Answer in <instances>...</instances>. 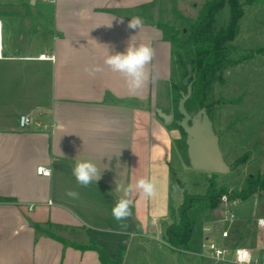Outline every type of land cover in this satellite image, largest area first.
Returning a JSON list of instances; mask_svg holds the SVG:
<instances>
[{"label":"crops","instance_id":"1","mask_svg":"<svg viewBox=\"0 0 264 264\" xmlns=\"http://www.w3.org/2000/svg\"><path fill=\"white\" fill-rule=\"evenodd\" d=\"M158 1H3L0 264H103L95 247L111 260L122 257L121 264H150L164 247L175 251L164 231L179 136L156 113L173 72V45L151 18ZM134 16L141 29L128 28ZM130 39L154 48L149 67L158 78L135 96L106 66L94 76L84 71L103 65L108 46L125 51ZM21 114L43 125L22 128ZM79 160L102 171L96 185L77 187L72 168ZM40 166L51 175L39 174ZM141 177L153 180L155 195L134 189L132 215L121 227L111 215L123 196L116 187H134ZM68 189L79 198L66 196Z\"/></svg>","mask_w":264,"mask_h":264},{"label":"rangeland","instance_id":"2","mask_svg":"<svg viewBox=\"0 0 264 264\" xmlns=\"http://www.w3.org/2000/svg\"><path fill=\"white\" fill-rule=\"evenodd\" d=\"M3 1L0 0V9ZM212 0H159L151 18L163 26L168 38L178 40L187 37L193 23L199 22L208 2ZM243 15L238 21L235 38L225 45L224 56L227 64L215 75L210 93L212 111L210 117L214 129L220 137V147L226 161L233 165L237 160L245 159L228 173L216 174L218 190H224L232 202V208L238 219L233 223L223 221L224 208L220 199L217 207L209 212L204 208L195 209L198 222L194 227L190 248L180 254L169 248L162 249L156 255V262L150 264H235L209 256L202 257V243L209 237L221 245L230 247H257L262 236L255 227L254 219L264 216V188L259 187L248 197L238 196L248 187V177L264 176V53H258L264 47V0H240ZM231 20V11L227 5L216 16L214 30L226 29ZM177 46L173 47V72L164 94L160 95L157 107L165 112L178 115L179 100L173 86L186 87L182 82L188 74L182 66ZM182 90V88H181ZM251 115L248 117L247 115ZM257 119H254V115ZM177 129L179 138L174 140L171 151L172 207L177 209L182 203L185 192L204 194L211 173L190 166L187 152L186 135ZM212 228L205 232V228ZM223 229L230 233L228 239L221 236ZM207 252V250H205ZM149 264V263H147Z\"/></svg>","mask_w":264,"mask_h":264},{"label":"trees","instance_id":"3","mask_svg":"<svg viewBox=\"0 0 264 264\" xmlns=\"http://www.w3.org/2000/svg\"><path fill=\"white\" fill-rule=\"evenodd\" d=\"M227 5H229L231 11L230 23L226 29L216 32L214 30L216 16ZM242 15L243 11L240 0H212L206 4L199 22L191 25L186 38L178 40L175 36L170 38L167 36L173 47L175 45L182 51V53L178 52V56L182 66L187 69V72L188 65L191 64L193 66V74L190 78L193 92L185 104L189 113L195 114L200 109L205 108L210 115L213 107L210 101V93L215 81V75L227 64V59L224 56L225 45L235 38L238 30V21ZM257 52L264 53V47L259 48ZM182 84L185 85L183 82ZM173 89L176 92L177 100H180L182 97V92H187V88L185 87L173 86ZM177 111L178 115L182 117L178 108ZM178 117H174V120L168 126L173 124L186 135L184 129L177 124ZM244 161V158L237 160L233 166L236 168ZM215 178L216 174L208 178L209 185L204 194L185 192L183 201L177 209L172 207V201L170 199V221L165 224L164 239L180 254L190 248L194 227L198 222L195 209L201 207L209 212L220 203L224 190H218ZM247 182L248 187L243 189L238 196L246 198L256 192L259 187L264 188V176H249ZM0 200L2 201L4 199L0 197ZM95 248L100 252V258L103 264L122 263V257H119L117 260H111L102 249Z\"/></svg>","mask_w":264,"mask_h":264},{"label":"clouds","instance_id":"4","mask_svg":"<svg viewBox=\"0 0 264 264\" xmlns=\"http://www.w3.org/2000/svg\"><path fill=\"white\" fill-rule=\"evenodd\" d=\"M111 24L109 25V27ZM143 27V20L138 16H134L128 23L130 29H141ZM155 58V50L152 46L145 43H136L130 39L127 48L123 52H110L109 46L107 53L103 60V65L93 64L86 66L84 71L94 76L105 70V66L113 73L120 74L125 82L127 91L130 95H137L145 90L149 85L157 83V76L149 66ZM31 124L30 116L28 114H21L19 117L20 127H25ZM101 170L96 163L91 160H79L72 168V175L75 178L77 187L88 188L93 183L101 178ZM51 175V172L47 173ZM134 189L139 194L152 197L155 195L156 186L151 178H139L133 187L128 185H117L116 190L121 191L123 196L116 199L111 208V215L115 221L124 227L126 221L131 215L132 199L131 195ZM65 195L71 199H78L79 193L73 189H68Z\"/></svg>","mask_w":264,"mask_h":264},{"label":"water","instance_id":"5","mask_svg":"<svg viewBox=\"0 0 264 264\" xmlns=\"http://www.w3.org/2000/svg\"><path fill=\"white\" fill-rule=\"evenodd\" d=\"M193 74V66L188 65V74L183 80L187 86V92H182L179 100L178 109L182 118L177 120L186 133L187 152L190 166L197 170H202L213 174H224L230 172L235 167L230 165L221 150L220 137L214 129V123L205 108L200 109L195 114L189 113L186 109V101L191 97L193 92L190 78ZM156 113L166 123L169 124L174 120L171 113L165 112L162 108L157 107Z\"/></svg>","mask_w":264,"mask_h":264},{"label":"built area","instance_id":"6","mask_svg":"<svg viewBox=\"0 0 264 264\" xmlns=\"http://www.w3.org/2000/svg\"><path fill=\"white\" fill-rule=\"evenodd\" d=\"M3 56V39H2V23L0 21V58ZM30 116L31 125L42 126L43 124L37 121L34 116ZM25 126V127H28ZM23 127V128H25ZM51 172L50 168L40 166L38 173L44 176H50L47 173ZM221 204L224 208L223 221L233 224L237 219L238 215L232 208V202L229 200L227 194L221 197ZM255 227L258 233L262 236L263 240L258 247L252 246H238L234 247L223 246L214 240H210L206 237V240L202 243L203 251L200 253L202 257H211L218 260H224L226 262H232L235 264H264V216H258L254 219ZM212 228L206 227L205 232H211ZM221 236L224 239H228L230 233L227 229H223ZM207 250V252H205Z\"/></svg>","mask_w":264,"mask_h":264}]
</instances>
